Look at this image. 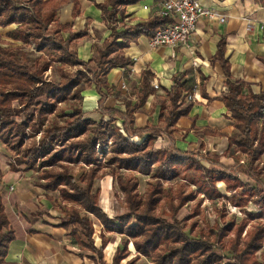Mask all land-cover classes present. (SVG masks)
<instances>
[{
    "label": "trees",
    "instance_id": "trees-1",
    "mask_svg": "<svg viewBox=\"0 0 264 264\" xmlns=\"http://www.w3.org/2000/svg\"><path fill=\"white\" fill-rule=\"evenodd\" d=\"M66 1L0 0V28L12 26L6 32L11 42H0V141L17 156V163L37 172L44 191L58 193V208L65 219L62 225H71L70 234L91 253L94 264H136L140 256L148 257L151 264H264L256 255L260 251L264 259V171L260 165L264 88L258 93L245 91L244 83L232 78L223 56V40L219 41L215 58L224 73L221 99L233 120L229 144L233 146L229 152L233 163L225 165L216 155L182 150L175 145L173 132L177 120L187 115L193 104V100H186L185 92L192 93V88H185V81L175 77L165 91L158 123L135 124L136 109L153 91L146 76L135 102L125 101L124 110L104 105L108 71L121 67L128 72L132 65L123 49L140 35L152 36L169 19L158 15L117 28L118 16L124 14L122 6L136 0L95 2L109 34L88 60H82L71 42L86 31L73 32L70 23L58 19V10ZM71 1L78 11L77 0ZM25 45L39 51L38 55H27ZM53 62L58 79L45 75ZM91 86L99 95L95 108L100 113L98 119L86 117L81 106L82 91ZM62 103L68 106L58 109ZM57 109L58 118L47 117ZM158 135L166 136L169 144L156 147ZM11 168L16 170L13 165ZM102 172L116 182L128 209L114 221L99 207V191L93 187ZM138 175L147 176L142 194ZM172 180L178 181L168 184ZM216 182L225 185V193L216 189ZM198 193L225 197L239 209L241 217L230 214L222 220L224 213L217 207L218 217L212 225L198 228L193 221L190 229L198 228L197 233L188 235L176 215L195 200L188 216H196ZM249 204L256 211L248 210ZM90 216L107 232L125 238L110 263L103 254L109 237L100 232L96 244ZM13 239L0 194V262ZM130 245L135 256L122 262L131 252Z\"/></svg>",
    "mask_w": 264,
    "mask_h": 264
},
{
    "label": "crops",
    "instance_id": "crops-1",
    "mask_svg": "<svg viewBox=\"0 0 264 264\" xmlns=\"http://www.w3.org/2000/svg\"><path fill=\"white\" fill-rule=\"evenodd\" d=\"M100 1L103 0H77L79 10L75 11L73 2L67 0L58 10L60 22L70 23L73 32L81 29L86 31L85 35L71 42L78 41L76 54L82 60H88L95 50L94 47L100 45L109 34L101 10L95 5V2ZM199 1L223 15L225 20L217 22L200 18L187 42L176 47L160 45L152 48L145 35L130 41L123 53L132 60V65L128 72H124L121 67L108 71L106 81L109 90L104 105L124 110L125 101H130L131 104L135 102L142 77L146 76L153 91L149 93L144 104L136 109L135 124L143 126L147 122L158 123V101L165 99V91L171 88L174 78L177 77L185 81V88L193 90L197 86V89L194 91L195 98L188 114L181 116L176 122L174 137L177 132H183L186 134L185 138H194L195 130H202L205 126L217 131L206 132V135L213 134L208 138L226 142L227 135H230L233 128V120L221 99L225 85L221 63L215 58L217 45L223 40V56L229 63L230 74L232 78L244 83L245 91L250 89L258 93L263 90L264 0ZM122 8L124 14L118 16L117 28L159 15L156 0H136ZM132 67L134 71L131 72ZM154 82L158 84V88L153 87ZM122 83L125 84L124 88L121 87ZM82 96L85 116L98 119L100 113L95 108L99 95L95 88L91 86L84 89ZM155 144L156 147L167 146L169 140L164 135H158ZM1 183L2 180L0 194L14 239L9 242L0 264H94L91 253L82 249L70 234L71 225H62L65 221L62 215H31L38 219L36 229L30 226V218L24 215L21 219L14 216L15 211L23 210L26 201L15 199L6 202L10 194L6 193L4 200ZM26 207L29 212L35 213L37 210L32 203ZM13 222L22 224L20 235L15 232Z\"/></svg>",
    "mask_w": 264,
    "mask_h": 264
},
{
    "label": "rangeland",
    "instance_id": "rangeland-1",
    "mask_svg": "<svg viewBox=\"0 0 264 264\" xmlns=\"http://www.w3.org/2000/svg\"><path fill=\"white\" fill-rule=\"evenodd\" d=\"M62 15V14H60ZM63 17V15H62ZM12 26L0 28V42H11V40L6 36V32L10 30ZM78 41H75L71 43V48H73L77 52V44ZM95 49V47H94ZM23 51L29 55L30 57H34L35 55H38L39 51L34 49L32 46L25 45L23 46ZM94 51V50H93ZM45 75L47 76H53L56 79L59 78L58 71L55 69V62L52 63V70H47L45 72ZM164 98H162L163 100ZM158 101V100H157ZM160 99L158 103H160ZM68 106V103H62L58 106L59 108H66ZM81 106H83V102H81ZM51 115L48 114L47 117H57L58 118V112L59 110ZM151 120L152 117H151ZM217 132L215 129H207L205 126L202 130H195L194 132V138H185L186 134L183 132L178 133L177 136H175V143L182 149L186 150H194L198 152L199 155H204L205 153L209 155H216L219 159V161L225 165L233 163V160L230 158L229 152L232 150V145L230 144V137L233 134L234 130L233 128L230 130V135H227L226 142H220V141H213L212 138H208L210 135H206V132ZM218 135L219 132H218ZM39 133L36 136V140L38 139ZM156 145V144H155ZM228 147V148H227ZM242 158V157H241ZM17 156L9 149L7 145L2 143L0 141V181L1 183V191L4 194V200H6V193H9L10 196L6 200L13 201L15 199H22L26 201L23 207V210L15 211L14 216L21 217L24 215L29 219V224L33 228H38V219L34 216H38L39 214L43 213L46 215V213H55L57 215H62L60 213V210L58 208L59 206V197L58 193L50 192V191H44L41 187V180L39 179L37 172L34 169H25L24 164H20L16 162ZM205 165L211 167V164L203 162ZM12 165L15 167L16 170H13L11 167ZM260 165L263 168L264 171V153L262 154L260 158ZM76 168H74L75 170ZM99 174L96 179L94 180L93 187L94 189H98L99 191V199L98 204L99 207L106 213V215L111 219V221H114L116 216H120L123 213L127 212L128 209L123 204V196L120 190L118 189L116 182L112 179L110 175L107 174ZM12 178L11 180H8V178ZM242 177V176H241ZM139 183H138V191L140 194H142L146 187V181L147 176L146 175H138ZM243 179H245L243 177ZM179 180V179H178ZM178 180H172L168 181V184L175 185V183ZM225 185L222 182H216L215 187L218 189L221 193H225ZM197 199H200L199 204V212L196 216L189 217V213L191 211V208L194 201L187 202L177 213L176 219L179 221L181 225L185 226V231L188 235L192 236L196 233L194 232L199 227H202L205 229L206 225L210 224L212 225L214 221L218 217L217 213V207L222 210L223 216L222 220L225 218L228 219L230 214H235L236 217H241V212L238 208L232 206L230 203H228L225 199V197H216L213 195L198 193ZM30 203L34 204L35 208L37 209L35 213L29 212L26 205H29ZM247 209L250 211H256V207L252 204H249L247 206ZM165 216V215H163ZM32 217V218H31ZM63 217V215H62ZM91 220L93 222V226L95 229L94 232V238L97 245H99L100 238L99 233L103 232L105 235L109 237V242L105 246L103 250L104 254V260L107 263H110L112 259V255L117 247L121 246L122 242L125 240L124 236L118 234V233H110L107 232L106 228L100 224V222L93 216H90ZM167 217V216H165ZM64 218V217H63ZM221 219L218 221V224H222ZM193 221H197L198 228L195 230L190 229L191 223ZM15 232L17 235L21 234L22 224L13 222ZM195 226V223L193 224ZM80 230V228H79ZM245 234V230L242 233V236ZM131 252L130 254L122 260V262H125L126 260L132 258L135 256L134 250L132 249L131 245L129 246ZM218 253L220 250H216ZM261 251H264V244ZM260 251H257V257L260 261H263L264 259L260 257ZM227 255V254H224ZM136 264H151L148 257L140 256Z\"/></svg>",
    "mask_w": 264,
    "mask_h": 264
},
{
    "label": "built area",
    "instance_id": "built-area-1",
    "mask_svg": "<svg viewBox=\"0 0 264 264\" xmlns=\"http://www.w3.org/2000/svg\"><path fill=\"white\" fill-rule=\"evenodd\" d=\"M156 3L159 5V15L169 20L148 37L149 46L152 48L160 45L176 47L186 43L200 18L217 22L225 20L223 15L202 5L199 0H156ZM130 71H134V68ZM121 87L124 88L125 84L122 83ZM153 87L158 88V84L154 82ZM196 89L197 86H194L192 93L187 94L186 100H194Z\"/></svg>",
    "mask_w": 264,
    "mask_h": 264
}]
</instances>
